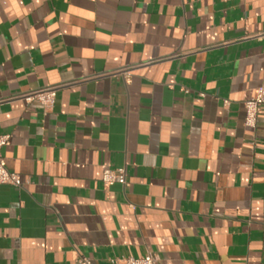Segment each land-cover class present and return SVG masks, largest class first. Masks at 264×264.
<instances>
[{"label":"crops","instance_id":"crops-1","mask_svg":"<svg viewBox=\"0 0 264 264\" xmlns=\"http://www.w3.org/2000/svg\"><path fill=\"white\" fill-rule=\"evenodd\" d=\"M259 34L264 0H0V264H264Z\"/></svg>","mask_w":264,"mask_h":264},{"label":"built area","instance_id":"built-area-1","mask_svg":"<svg viewBox=\"0 0 264 264\" xmlns=\"http://www.w3.org/2000/svg\"><path fill=\"white\" fill-rule=\"evenodd\" d=\"M262 36H264V34L258 35V37ZM56 92L57 90L55 87L39 88L37 90L23 94L22 98L26 101L37 100L46 109L54 104ZM262 105H264V81H262L261 85L255 89L253 96L243 103L245 112V126L255 128L257 116ZM8 141L9 135L4 134L0 136V186L10 185L15 188H20L22 186L20 176L17 173L11 172L7 169L5 159L2 154V148L8 143ZM101 181L106 187L114 183L125 186L127 185L126 169L124 167L109 168L104 166L102 170ZM123 261L124 264H155L156 257L154 254L148 253L138 258L128 256L125 257ZM78 263L93 264L87 258H80Z\"/></svg>","mask_w":264,"mask_h":264}]
</instances>
